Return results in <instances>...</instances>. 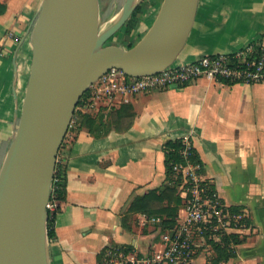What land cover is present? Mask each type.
<instances>
[{"label": "crops", "instance_id": "obj_1", "mask_svg": "<svg viewBox=\"0 0 264 264\" xmlns=\"http://www.w3.org/2000/svg\"><path fill=\"white\" fill-rule=\"evenodd\" d=\"M40 2L0 0V164L21 111L32 56L30 30ZM153 19L137 27L138 38ZM257 38L264 47V0H200L179 57L189 62ZM78 111L94 124L89 129L77 116L57 155L66 185L49 240L50 264H100L109 246L139 254L157 248L159 216L128 208L136 196L165 184L163 144L184 136L199 154L203 179L247 222L227 230L240 242L231 244L234 255L218 264H264V82L201 77L179 87L118 92L84 102ZM179 195L183 200L180 189ZM220 240L218 234L197 238L187 264H214L218 256L211 242Z\"/></svg>", "mask_w": 264, "mask_h": 264}, {"label": "water", "instance_id": "obj_2", "mask_svg": "<svg viewBox=\"0 0 264 264\" xmlns=\"http://www.w3.org/2000/svg\"><path fill=\"white\" fill-rule=\"evenodd\" d=\"M142 1L123 0L119 17L102 27L100 0H41L21 111L0 164V264H50L47 203L57 155L91 84L110 68L157 73L186 45L200 0H162L135 45L106 44Z\"/></svg>", "mask_w": 264, "mask_h": 264}, {"label": "built area", "instance_id": "obj_3", "mask_svg": "<svg viewBox=\"0 0 264 264\" xmlns=\"http://www.w3.org/2000/svg\"><path fill=\"white\" fill-rule=\"evenodd\" d=\"M201 77L219 81L264 82V47L256 53L253 45L248 43L233 51L204 54L189 62H175L145 76H129L118 68H110L91 84L75 110H79L84 102L111 98L118 92L138 93L179 87ZM180 138L190 146L189 136ZM58 162L57 158L56 164ZM201 168L199 163L174 166L176 173L181 174L178 189L185 193L184 215L177 216L174 226L166 229H161L162 218H155L160 228L157 248L139 254L121 246H109L102 251L100 264H187L194 253L197 238L220 236L228 229L244 226L245 217L241 211L232 212L217 195L206 192ZM55 206L56 202L50 198L47 209L53 210Z\"/></svg>", "mask_w": 264, "mask_h": 264}, {"label": "trees", "instance_id": "obj_4", "mask_svg": "<svg viewBox=\"0 0 264 264\" xmlns=\"http://www.w3.org/2000/svg\"><path fill=\"white\" fill-rule=\"evenodd\" d=\"M104 0H100V5L102 9L103 15L108 13L109 2H103ZM141 10V4L134 10L130 18L126 21L125 25L122 27L125 34H130L134 29L138 27L137 18L138 13ZM134 43H129L127 47H132ZM255 48V52L259 53L262 50V44L260 43V39H255L250 42ZM220 81L225 83H235L236 81H228L225 79H221ZM86 93V92H85ZM83 94V96L85 95ZM81 99L79 100L78 105L80 104ZM121 109V108H120ZM120 109L116 110L117 115H120ZM80 112L76 111V115H79ZM118 120V119H117ZM116 119L113 118V125L115 128L119 129L120 124ZM80 123L82 125H86L89 129L92 128L94 124V119L87 113H83L80 116ZM129 123L125 125L124 128L128 127ZM190 146H187L183 139H170L167 140L163 144V152H164V166H165V181L164 185L156 189H150L143 193L142 195L136 196L131 202L128 210L133 212H141L148 217L159 216L162 218L161 229L171 228L176 223V218L178 216V210L181 206L185 204L184 199L179 195V184L181 182V174L176 173L174 170V166L176 165H185L187 163L201 164V159L199 157L198 152L192 146L191 140ZM186 152V153H185ZM202 173V168H201ZM205 186L206 192L211 195H216L213 186L208 182ZM65 185H66V172L65 167L58 162L55 167V172L53 176L52 188H51V200L56 202V206L53 210H48V237L49 240L55 236L54 229V221L57 213L60 211V206L58 202L63 200L65 197ZM229 209L238 213L239 209L236 207H229ZM245 224H247L246 219L244 220ZM220 241L211 242V245L214 251L217 253V258L214 260V264H218L220 260H227L234 255V251L232 249L231 244H237L240 242V238L236 234H228L223 233L220 235Z\"/></svg>", "mask_w": 264, "mask_h": 264}, {"label": "rangeland", "instance_id": "obj_5", "mask_svg": "<svg viewBox=\"0 0 264 264\" xmlns=\"http://www.w3.org/2000/svg\"><path fill=\"white\" fill-rule=\"evenodd\" d=\"M161 1L162 0H143L141 2V10L137 16V18L139 19V21L137 23L139 28H141L140 27L141 24H143V27L145 28L146 23L150 22L155 17V15L159 9V6L161 4ZM103 2L104 3L109 2L108 13L106 15H103V17H105V19H106L107 16L113 10H115L116 12L120 11L123 0H104ZM139 30L140 29L136 28L130 34H125L123 28H121L114 36H112L108 39L106 44H119V45L128 46L129 43H134L133 45H135L140 39V38H138L140 33H141V31H139ZM183 61L184 60L180 59V57L177 59V62H183ZM76 109H77V107H76ZM76 117H77V115H76V110H75V113L73 115L72 120H74Z\"/></svg>", "mask_w": 264, "mask_h": 264}, {"label": "bare ground", "instance_id": "obj_6", "mask_svg": "<svg viewBox=\"0 0 264 264\" xmlns=\"http://www.w3.org/2000/svg\"><path fill=\"white\" fill-rule=\"evenodd\" d=\"M120 15V12H116L115 10H113L108 16L107 18L103 21L102 23V27L106 26L107 24L115 21Z\"/></svg>", "mask_w": 264, "mask_h": 264}]
</instances>
